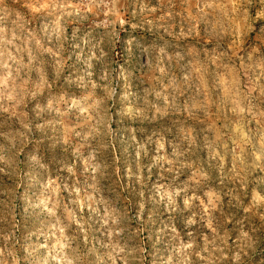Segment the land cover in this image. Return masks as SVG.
Segmentation results:
<instances>
[{
    "label": "rangeland",
    "instance_id": "1",
    "mask_svg": "<svg viewBox=\"0 0 264 264\" xmlns=\"http://www.w3.org/2000/svg\"><path fill=\"white\" fill-rule=\"evenodd\" d=\"M0 264H264V0H0Z\"/></svg>",
    "mask_w": 264,
    "mask_h": 264
}]
</instances>
